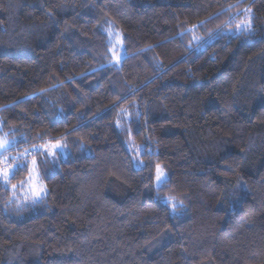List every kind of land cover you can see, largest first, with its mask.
Wrapping results in <instances>:
<instances>
[{
    "label": "trees",
    "instance_id": "trees-1",
    "mask_svg": "<svg viewBox=\"0 0 264 264\" xmlns=\"http://www.w3.org/2000/svg\"><path fill=\"white\" fill-rule=\"evenodd\" d=\"M0 122V264H264V0H0Z\"/></svg>",
    "mask_w": 264,
    "mask_h": 264
},
{
    "label": "rangeland",
    "instance_id": "rangeland-1",
    "mask_svg": "<svg viewBox=\"0 0 264 264\" xmlns=\"http://www.w3.org/2000/svg\"><path fill=\"white\" fill-rule=\"evenodd\" d=\"M119 38H114V44L115 48H118L120 46L119 43ZM114 61L118 60L120 57L119 50H115V54L113 55ZM1 124V122H0ZM7 144V149L12 145V140L9 138L7 135L2 133L0 131V143H5ZM57 146L55 149H53V146ZM45 149V150H44ZM44 151H46V154L49 153V151H54L56 154L55 155H49L48 157L52 158H62L63 157V148H62V143L61 142H47V144L43 148ZM7 151V150H6ZM6 151L3 148H0V155L3 153H6ZM9 154V153H8ZM21 155H25L24 152L21 153ZM5 161V160H4ZM2 167L7 168L9 171L12 169V166L9 165V163H3ZM27 178L24 180V183L21 184L22 189L20 192L22 196H26L27 199L31 201V199H37L42 194L44 193V183H43V177L41 176L40 172L38 169L32 164V167L29 170L28 175L26 176ZM163 177V174L161 173V178ZM34 178V179H30ZM156 182H157V177H156Z\"/></svg>",
    "mask_w": 264,
    "mask_h": 264
},
{
    "label": "snow or ice",
    "instance_id": "snow-or-ice-1",
    "mask_svg": "<svg viewBox=\"0 0 264 264\" xmlns=\"http://www.w3.org/2000/svg\"><path fill=\"white\" fill-rule=\"evenodd\" d=\"M238 28L242 27L244 30H250L251 25L250 24H244V25H238ZM57 146H53V149H55ZM0 148H3L5 151L7 150V144L5 143H0ZM49 155H55L56 153L54 151H49L48 153ZM3 163H7V161H4ZM35 160H33V164H35ZM20 165L17 164V168H19ZM14 171V170H13ZM157 182L160 184L164 183V180L161 179V170L159 167H157ZM11 177V172L4 167H0V179L4 180L5 182H8L9 179ZM30 179H34V178H30ZM15 187V186H13ZM175 207V206H173Z\"/></svg>",
    "mask_w": 264,
    "mask_h": 264
}]
</instances>
